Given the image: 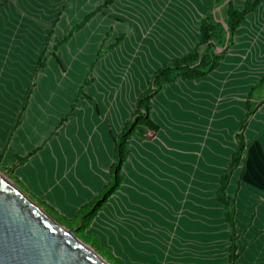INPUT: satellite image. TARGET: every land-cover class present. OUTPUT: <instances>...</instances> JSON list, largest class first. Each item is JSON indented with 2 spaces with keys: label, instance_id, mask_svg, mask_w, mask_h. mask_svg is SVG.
I'll return each instance as SVG.
<instances>
[{
  "label": "crops",
  "instance_id": "obj_1",
  "mask_svg": "<svg viewBox=\"0 0 264 264\" xmlns=\"http://www.w3.org/2000/svg\"><path fill=\"white\" fill-rule=\"evenodd\" d=\"M13 1H39L45 7L58 2L53 4L56 9L48 24L67 1L54 27L59 39L98 0H0L6 2L0 6V27L3 25L6 32L14 16L23 20L44 15L14 9ZM142 1L116 0L68 40L66 44H99V35L108 30L110 39L125 34L112 55L98 62L91 75L95 84L84 89L74 117L57 130L53 142L45 146L42 136L49 134L68 110L66 102L61 105V97L70 102L77 86L70 93L61 89L32 93L1 158L0 167H13L11 176L20 189L67 220L107 184L114 139L151 73L188 51L198 38V19L213 13V0ZM231 1L239 8L243 0ZM47 26L42 29V41ZM263 34L264 0H260L239 24L234 43L215 70L203 78L168 84L151 99L149 115L157 130L144 140L128 141L120 189L108 198L85 231L104 245L115 240V256L122 264H227L230 232L213 191L235 147L246 92L264 77ZM254 35L259 44L250 43ZM122 64H127V70L117 69L118 74H113ZM72 70L82 74L86 66ZM80 78L75 75V83ZM28 79V70L22 72L19 67L8 79V53H0V147ZM249 104L252 113L242 130L244 148L225 190L233 207L237 254L233 264H264V98L251 100L249 96ZM37 147L24 163L16 164ZM191 177L193 181L199 178L195 187ZM112 225H118L115 237L109 230Z\"/></svg>",
  "mask_w": 264,
  "mask_h": 264
},
{
  "label": "trees",
  "instance_id": "obj_2",
  "mask_svg": "<svg viewBox=\"0 0 264 264\" xmlns=\"http://www.w3.org/2000/svg\"><path fill=\"white\" fill-rule=\"evenodd\" d=\"M116 0H102L101 3L97 4L92 10L85 14L80 21L72 25L68 31L61 36L60 39L56 38L54 35V27L59 21V17L65 8V4H62L60 8L56 11L54 17L49 22L46 27L44 39L40 51L36 57L32 68V76L35 77L36 73L42 69L49 67L47 63L48 58H51L56 64L58 63L56 51L90 20L96 14L100 13L102 9L109 7ZM222 0H213L212 6H215L217 3ZM260 0H243L240 7L236 8L231 0H228L223 9V21L226 25L227 30V40L226 44H213V42L219 41L222 38L221 35V25L214 21L211 12H208L205 16L201 17L197 21V33L198 38L191 46L188 51L183 52L180 56L172 57L165 63L160 64L149 76L147 87L140 92L135 100L134 107L132 112L129 115V118L126 119L120 130L114 139L113 149H112V162L109 167V180L106 185H104L98 194L91 202L81 206L75 216L71 220H67L62 216H58V222L63 223L62 221H68L69 223L75 221V227L73 232L75 235L90 245V247L98 253L104 260L110 264H122V262L114 256L108 249L102 247L99 243V240L94 235H86L85 231L89 228L93 218L104 206L106 201L110 196H112L116 191L120 189L122 182L121 168L123 163L126 160L127 155V145L130 139L144 140L146 139V134H154L157 130V127L150 120V101L164 86L174 83L177 80H195L207 76L211 71L215 70L218 67L219 62L225 57L227 50L233 44V34L238 28L239 24L245 19V16L251 13L258 5ZM110 30L104 33L102 42L107 40L110 35ZM124 33H118L114 38L110 39L108 45L106 46L104 52L100 49L94 52L93 59L90 62V67L96 64L98 58L103 56L106 53H111L124 39ZM52 39V45L49 47L48 44ZM222 41V40H221ZM99 44V47L102 45ZM218 46L222 50L219 52H214V48ZM48 65V66H47ZM90 72V68L88 69ZM81 81L80 86L76 92V98L79 95H84L82 89L86 87L89 81ZM264 82V77L260 80L259 83ZM33 82L30 81L24 89V94L22 100L18 107V112L15 115L13 123L11 126L4 132V140L0 147V161L3 157L10 138L16 128L20 124V116L23 111L28 106V100L32 95ZM254 85H252L246 92L245 107L243 113V119L238 125V133L234 135L235 147L232 150L229 161L224 170L218 176L217 187L213 191V199L216 203L221 206L222 218L223 221L227 224L230 236H229V245L227 248V264H233L236 255L235 251V232L232 224L233 216V207L231 206V200L225 196V190L228 185L229 177L232 171L237 167L242 151L244 148V142L242 137V130L245 127L247 118L251 115L252 110L249 109V95L252 91ZM73 105L69 104L68 111L70 114ZM68 115H66L67 117ZM39 147L34 149L32 152L26 154L22 158H18L16 164H22L26 159L34 153ZM11 168H1L0 170L7 173L8 177L14 181L16 185L19 186V182L11 176ZM20 187V186H19ZM39 206H41L46 212L45 204L36 201ZM74 222V223H75ZM74 225V224H73ZM66 226V225H65ZM67 227V226H66ZM67 228H70L69 226Z\"/></svg>",
  "mask_w": 264,
  "mask_h": 264
},
{
  "label": "rangeland",
  "instance_id": "obj_3",
  "mask_svg": "<svg viewBox=\"0 0 264 264\" xmlns=\"http://www.w3.org/2000/svg\"><path fill=\"white\" fill-rule=\"evenodd\" d=\"M156 1H158V0H144V1H142V3H153ZM5 3L6 2H0V6H3V4H5ZM57 3L58 2H49L48 6L45 7L44 2H39V1H37V2L13 1V2H11V4H12L14 9L24 8V9H27V11H29V12L31 11V13H34V14L36 13V11L37 12L41 11V12H43L44 15L43 16L36 15V16H28V17L26 16V17H23V20L17 16H14V17H12V19H14L12 26L10 27L8 32L2 30V29H5V27L3 25L0 27V44H7V46L0 45V53H2V52H4L5 54L8 53V79H9V75L13 74L15 71H17L18 67H19L22 70V72L26 71V69L28 70V77H29L28 83L30 81L33 82V85H34L32 88L33 93H35V91L39 90V89H49L50 91H52L53 89H61V90H64V92L66 91L67 93H70L71 89H73L74 86L75 87L77 86L75 88V91L71 92L72 97H71L70 102H67V99L65 96L61 97V102H63V103H61V105H65V102H66L68 104V107H69V104H72L73 107H72L70 114H68L69 113L68 110L64 111V113L62 114V116L58 120L59 122L58 121L56 122L57 124L54 126L53 130L49 134L46 133V135L42 136L43 137L42 143L45 146L48 144H51L53 142V140H52L53 137L56 136V134H57V130L62 125H64L65 122L69 118L74 117L73 110L75 109V106L78 103V101L81 99V97L84 96L81 94V95L77 96V98H76V92H77L78 87L80 86L79 83H81V81L84 79V77L86 78L85 79L86 81H89V83L86 85V87H84L82 89V92L84 91L85 88H88V87L90 88L93 84H95V79L91 75L94 73V70H95L98 62L101 61V59H104L106 56L110 57L112 55V52L104 54L103 56L98 58V61L96 62L95 65H93L92 68L90 67V62L93 59L94 52L98 49H100L102 51V53L104 52L106 46L108 45V43L110 41V38L112 37L111 33H110L107 40H104L103 42H102V40L100 41L99 44H101V42H102V45L100 46V48H97V47H99V44H95L96 42L94 43V41L92 42V44H86V45H84V44H64L56 51L58 63L56 64L51 58H48L47 63L49 65L52 64V67L48 68L47 71L44 69L38 71L36 73L35 77H33V79L30 80L31 76H32L31 71H32L34 62L36 60V57L40 51V48H41L42 42H43L42 41V29L45 26H47L51 14L56 9V7H54L53 4L57 5ZM66 3H67V1L62 2V4H66ZM98 3H101L100 0L95 1L93 6L95 7ZM225 3H226L225 0H222L221 2L217 3L215 6H212V8H211L213 10L212 11L213 12L212 17L214 18V21L221 25V35L220 36L222 37L219 39V41L213 42V44H226V40H227L228 36H227L226 25L223 21V9H224ZM32 10H36V11H32ZM247 18L249 19L250 16H248ZM243 28H244V23L242 24L240 30L238 31L239 32L238 34H240V32L243 31ZM260 33H262V32L260 31ZM260 33H259V35L262 36V34H260ZM63 34H65V33H63ZM129 34H130V31H129ZM145 34H147V33H145ZM61 36H58L59 39L61 38ZM103 36H104L103 34H100L98 39L100 40L101 38H103ZM254 37H255V35L251 38L250 43L252 42V44H257L258 42H256V39ZM130 39L131 38H129L128 41H130ZM261 39H262V37L259 39V41ZM233 43H234V41H233ZM50 45H52V39L50 40V43L48 44L47 47H49ZM262 48H264V47H262ZM221 50H222V48L218 47V46H216L214 48V52H216V53L221 51ZM85 62H86V64H85ZM81 63H82V65H81ZM83 65L86 66V70L82 74H81V71H79V70H77V71L72 70L73 67L74 68L76 67V69L80 68L82 70ZM120 67L121 68H118V67H116V69L114 68L113 69L114 72H112V73L118 74L117 69H121V72L127 70V64L126 65L122 64ZM89 68L91 70L90 72L88 71ZM13 69H15V70L11 71ZM18 72L21 73L20 70ZM75 75H77L78 78L81 77L79 80L76 81V83L74 80ZM42 76H44V77L42 78V80H40V77H42ZM253 85H254V87L252 89V92H250V95H249L250 99L255 100L259 97L264 98V82L262 84H260L259 81H256V82H254ZM83 94H84V92H83ZM40 99L45 100L48 98L47 97L46 98L40 97ZM251 107L252 106L249 107L250 110L252 109ZM66 115H68V116L66 117ZM48 124H49V122L46 123V125H48ZM151 135H152L151 133H147L146 138L150 137ZM0 174H2L14 187H16L22 194H24L35 205H37L46 215H48L57 224H59L61 227H64L66 230L71 229V231H72L71 234L74 238H76L77 240H79L80 242H82L83 244L88 246L89 248H91L90 245H88L85 242H83L82 240H80L75 235V233L73 232V229H74L75 224H76L75 221H73L71 223H69L68 221L67 222L62 221L63 222L62 224L59 223L58 222L59 219L57 216L58 214H56L51 208H49L47 205H45V208L47 210V212H46L41 206L38 205V203L36 201H34L22 189H20V187L18 185H16L12 179H10L8 177L6 172L0 170ZM190 179H192V178H190ZM198 180H199V178H196L192 182L193 187H195L197 185ZM206 185H207V183H206ZM123 186H124V184H123ZM123 190H124V188H123ZM194 195L196 196L197 194L194 192ZM190 201H191V199H190ZM113 220H114V222L117 221L116 218H114ZM65 225L67 227L69 226L70 228H67ZM117 227H118V225H112V227H110V229H109L110 231H112V233H113L112 235H114V237L117 234ZM131 227H134V226L131 225ZM125 229L126 230L128 229L127 221L125 224ZM136 241L138 242V240H136ZM99 243L101 246H104L105 248H107L114 256L116 255V241L115 240L107 241L106 245H104L101 242V240H99ZM96 254H98V253H96ZM107 263L110 264L109 262H107Z\"/></svg>",
  "mask_w": 264,
  "mask_h": 264
},
{
  "label": "water",
  "instance_id": "obj_4",
  "mask_svg": "<svg viewBox=\"0 0 264 264\" xmlns=\"http://www.w3.org/2000/svg\"><path fill=\"white\" fill-rule=\"evenodd\" d=\"M59 228L72 232L0 181V264H98Z\"/></svg>",
  "mask_w": 264,
  "mask_h": 264
},
{
  "label": "bare ground",
  "instance_id": "obj_5",
  "mask_svg": "<svg viewBox=\"0 0 264 264\" xmlns=\"http://www.w3.org/2000/svg\"><path fill=\"white\" fill-rule=\"evenodd\" d=\"M256 34V33H255ZM264 36V34H263ZM247 38V37H246ZM262 40V39H261ZM257 42V41H256ZM262 42H264L262 40ZM244 44V43H243ZM246 44V43H245ZM248 44V43H247ZM259 44V43H258ZM175 176V175H174ZM178 178V177H177ZM192 178V177H191ZM181 179V178H180ZM193 179V178H192ZM0 181L3 182L4 184L6 185H10L11 186V183L2 175L0 174ZM214 181V180H213ZM193 182V180H192ZM196 183V182H195ZM203 183V182H202ZM206 183V182H205ZM190 184V183H189ZM198 184V182H197ZM183 186V184H182ZM185 186V185H184ZM190 186V185H189ZM204 186H207V185H204ZM209 186V185H208ZM179 187V185H178ZM186 187V186H185ZM202 187V186H201ZM190 188V187H188ZM180 189V188H179ZM184 190V189H183ZM199 190V189H198ZM175 192V191H174ZM200 193V192H198ZM205 194V193H204ZM138 195V194H136ZM183 196V195H182ZM188 197V196H186ZM142 200V199H141ZM212 203V202H210ZM152 206V205H151ZM190 207V206H189ZM195 208V207H194ZM158 211V210H157ZM160 211V210H159ZM162 211V210H161ZM205 212V211H204ZM170 217V216H169ZM173 218V217H172ZM176 218V217H175ZM191 218V217H190ZM194 218V217H193ZM186 222V221H185ZM191 224V223H190ZM192 224H195L194 222H192ZM200 225V224H199ZM192 226V225H191ZM60 231L64 232L65 235L72 239L74 243H76L79 247H81V249L84 251L85 254H87L90 258H92L94 261H96L98 264H108L104 259H102L98 254H96L91 248H89L88 246H86L85 244H83L82 242L76 240L73 238V236L71 234H69L68 232L62 230L61 228H59ZM203 235V234H202ZM204 238V237H203ZM144 245V244H143ZM152 251V250H151Z\"/></svg>",
  "mask_w": 264,
  "mask_h": 264
}]
</instances>
